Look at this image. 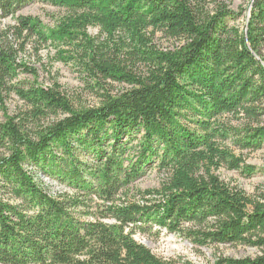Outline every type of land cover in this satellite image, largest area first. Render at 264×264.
I'll return each mask as SVG.
<instances>
[{
  "label": "trees",
  "instance_id": "obj_1",
  "mask_svg": "<svg viewBox=\"0 0 264 264\" xmlns=\"http://www.w3.org/2000/svg\"><path fill=\"white\" fill-rule=\"evenodd\" d=\"M35 1L67 12L54 27L20 15L0 30V264H172L135 238L154 228L261 249L210 264H264V189L217 174L255 171L229 140L264 149V0H249L243 26L222 0H0V18ZM48 45L102 91L98 104L58 82H12L38 75L22 56ZM11 93L23 101L13 113ZM29 166L74 192L50 193ZM154 166L161 187L129 198Z\"/></svg>",
  "mask_w": 264,
  "mask_h": 264
},
{
  "label": "rangeland",
  "instance_id": "obj_2",
  "mask_svg": "<svg viewBox=\"0 0 264 264\" xmlns=\"http://www.w3.org/2000/svg\"><path fill=\"white\" fill-rule=\"evenodd\" d=\"M225 1L231 9L241 12V16L236 21V24L244 25L246 18L249 17L250 11L249 0H222ZM245 8V10H244ZM66 9L58 5L51 4L45 1H35L24 7L16 15L8 18H0V30L16 23L17 18L22 16H35L48 27H54L58 23V19L66 14ZM235 22V21H234ZM233 22V23H234ZM89 33L93 36H98L100 30L97 27L89 29ZM156 42L161 48H168L174 43L164 37L162 34H157ZM25 62L36 68L38 75L35 77L31 73L24 71L19 72L17 79L12 81L19 86H28L33 81H38L44 85H51L53 82L60 83L68 93L82 104L94 105L98 104V93L102 92L98 88L93 91L88 87L84 81V74H82L77 66L72 64H65L57 60V50L53 45H48L42 48L39 56L34 54V50L28 51L27 55L22 56ZM114 85V84H113ZM127 87V85L115 84L112 90H119ZM6 105L10 113L18 110L23 101L15 93H11L6 98ZM4 121V113L0 106V124ZM229 147L234 150L237 155L242 156L248 165L254 167V173L248 175L239 170H229L226 168L220 169L217 174L221 179L239 185L249 194H253L257 188L264 189V149L255 151L240 150L233 141L227 142ZM3 151V148L0 149ZM135 152V151H133ZM89 161L90 159L87 158ZM92 160V158H91ZM35 171L39 179L44 183V186L52 194L57 193H73L70 187L58 182L57 180L46 176L37 168L29 166ZM146 173L138 178L128 192L129 198L135 200H142L141 191L148 189H159L165 174L160 172L155 166L152 168L146 167ZM127 195H122V199ZM154 228L151 234L137 233L135 238L147 245L156 255L169 261L172 264H210L218 257H255L261 253V249L256 246L246 244H231L219 243L208 245H197L191 240L185 238L181 234L169 233L167 231L158 232Z\"/></svg>",
  "mask_w": 264,
  "mask_h": 264
}]
</instances>
